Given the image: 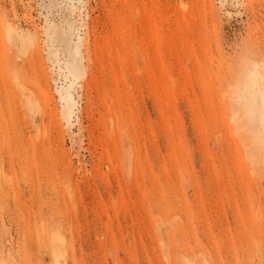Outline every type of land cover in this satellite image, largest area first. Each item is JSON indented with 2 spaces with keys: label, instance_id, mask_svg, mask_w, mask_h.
Returning a JSON list of instances; mask_svg holds the SVG:
<instances>
[{
  "label": "rangeland",
  "instance_id": "obj_1",
  "mask_svg": "<svg viewBox=\"0 0 264 264\" xmlns=\"http://www.w3.org/2000/svg\"><path fill=\"white\" fill-rule=\"evenodd\" d=\"M0 264H264V0H0Z\"/></svg>",
  "mask_w": 264,
  "mask_h": 264
},
{
  "label": "bare ground",
  "instance_id": "obj_2",
  "mask_svg": "<svg viewBox=\"0 0 264 264\" xmlns=\"http://www.w3.org/2000/svg\"><path fill=\"white\" fill-rule=\"evenodd\" d=\"M6 29L8 30L7 34L9 33L11 37L10 39L12 41L15 39V37H18L19 32L15 29L13 24L8 23ZM62 99L65 100L66 102H70L72 100V96L70 93L67 92L65 95L62 96Z\"/></svg>",
  "mask_w": 264,
  "mask_h": 264
}]
</instances>
